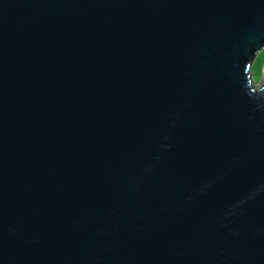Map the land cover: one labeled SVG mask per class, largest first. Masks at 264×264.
Segmentation results:
<instances>
[{
	"label": "water",
	"instance_id": "95a60500",
	"mask_svg": "<svg viewBox=\"0 0 264 264\" xmlns=\"http://www.w3.org/2000/svg\"><path fill=\"white\" fill-rule=\"evenodd\" d=\"M264 0H0V264H264Z\"/></svg>",
	"mask_w": 264,
	"mask_h": 264
},
{
	"label": "rangeland",
	"instance_id": "374dc122",
	"mask_svg": "<svg viewBox=\"0 0 264 264\" xmlns=\"http://www.w3.org/2000/svg\"><path fill=\"white\" fill-rule=\"evenodd\" d=\"M252 79L256 86L264 82V50L256 55L251 67Z\"/></svg>",
	"mask_w": 264,
	"mask_h": 264
},
{
	"label": "bare ground",
	"instance_id": "6f19581e",
	"mask_svg": "<svg viewBox=\"0 0 264 264\" xmlns=\"http://www.w3.org/2000/svg\"><path fill=\"white\" fill-rule=\"evenodd\" d=\"M256 57V56H255ZM255 59V58H254ZM254 61V60H253ZM253 64V63H252Z\"/></svg>",
	"mask_w": 264,
	"mask_h": 264
}]
</instances>
